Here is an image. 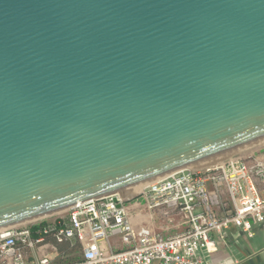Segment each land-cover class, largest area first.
<instances>
[{
	"label": "water",
	"instance_id": "water-1",
	"mask_svg": "<svg viewBox=\"0 0 264 264\" xmlns=\"http://www.w3.org/2000/svg\"><path fill=\"white\" fill-rule=\"evenodd\" d=\"M263 144L264 0H0V231Z\"/></svg>",
	"mask_w": 264,
	"mask_h": 264
},
{
	"label": "built area",
	"instance_id": "built-area-1",
	"mask_svg": "<svg viewBox=\"0 0 264 264\" xmlns=\"http://www.w3.org/2000/svg\"><path fill=\"white\" fill-rule=\"evenodd\" d=\"M134 203L168 223L179 217L180 231L164 235L137 225L130 213ZM53 215L51 221L1 230L0 264H50L47 256L27 257L48 238L78 242L87 264H205L216 250L214 233L222 236L237 227L252 236L254 225L264 222V150L212 167L182 169L134 195L115 193Z\"/></svg>",
	"mask_w": 264,
	"mask_h": 264
},
{
	"label": "crops",
	"instance_id": "crops-1",
	"mask_svg": "<svg viewBox=\"0 0 264 264\" xmlns=\"http://www.w3.org/2000/svg\"><path fill=\"white\" fill-rule=\"evenodd\" d=\"M130 213L137 225H150L155 231L164 235L180 231L177 226L181 223L179 217H176L172 223L159 217L153 218L143 203L130 205ZM212 237L216 243V250L205 257V264H264V222L254 225L252 236L237 227H231L224 235L214 233ZM113 239L118 247H122L118 237ZM44 256L50 258V264H87L78 242L56 243L52 238H48L45 244L27 251L29 260Z\"/></svg>",
	"mask_w": 264,
	"mask_h": 264
},
{
	"label": "rangeland",
	"instance_id": "rangeland-1",
	"mask_svg": "<svg viewBox=\"0 0 264 264\" xmlns=\"http://www.w3.org/2000/svg\"><path fill=\"white\" fill-rule=\"evenodd\" d=\"M264 150V144L263 145H261V146H258V147H256V148H253V149H251V150H248V151H246V152H243V153H241V154H238V155H236V156H233V157H230V158H227V160H229V159H231V158H237V157H250L251 155H253V154H256V153H258V152H260V151H263ZM226 160V159H225ZM226 160V161H227ZM63 213H65V212H63ZM54 215H51V216H48V217H45V218H42V219H39L37 222H47V221H51L54 217H53ZM27 224L28 223H30V224H32L33 222H26ZM36 223V222H35ZM30 224H28V225H30Z\"/></svg>",
	"mask_w": 264,
	"mask_h": 264
},
{
	"label": "bare ground",
	"instance_id": "bare-ground-1",
	"mask_svg": "<svg viewBox=\"0 0 264 264\" xmlns=\"http://www.w3.org/2000/svg\"><path fill=\"white\" fill-rule=\"evenodd\" d=\"M227 160V159H226ZM226 160H222V161H219V162H216V163H213L211 165H208V166H205V167H202V168H207V167H212L214 165H217V164H220ZM185 169H190V168H185ZM201 169V168H199ZM143 188H140V189H134V190H129V191H123V192H120L121 194L123 195H132V194H135V193H138L139 191H141ZM53 215V214H51ZM51 215H47V216H44V217H41V218H38V219H35V220H32V221H36V220H39V219H42V218H45V217H48V216H51ZM31 222V221H29Z\"/></svg>",
	"mask_w": 264,
	"mask_h": 264
}]
</instances>
